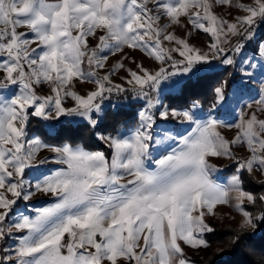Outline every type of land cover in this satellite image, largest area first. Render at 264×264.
I'll use <instances>...</instances> for the list:
<instances>
[{"label":"snow or ice","instance_id":"obj_1","mask_svg":"<svg viewBox=\"0 0 264 264\" xmlns=\"http://www.w3.org/2000/svg\"><path fill=\"white\" fill-rule=\"evenodd\" d=\"M214 5L235 7L245 15L229 22L213 13ZM182 18L191 26L189 37L192 32L211 37L207 50L165 34L167 28L183 24ZM161 20L166 21L162 27ZM259 23H264V0L249 5H233L232 0H0V92L18 89L11 98L0 94V243L15 242L0 247V264H194L186 259L184 247L209 246L202 237L214 229L205 216L214 214L218 205L231 207L233 193L234 208L243 217L241 229L264 222V209L254 217L243 207L245 201L264 204V194L245 191L242 178L245 172L264 175V119L256 112L247 118L242 114L234 124L215 119V108L225 100L223 85L214 90L213 108L203 120L191 110L168 109L149 92L178 74L211 71L213 61L234 66L236 60L224 45L242 53L244 45L233 44L231 38L252 41ZM89 38L96 41L94 46ZM165 41L174 46L164 47ZM125 49L141 51L160 65L158 70L150 72L142 64H136V71L125 69L123 60L129 57L123 56L110 72L98 75L109 56ZM256 51L264 60V42ZM242 64L240 87L253 75L248 68L256 67L251 61ZM260 67L264 70V64ZM118 70L126 71L123 79L130 87L112 82ZM74 81L93 84L95 90L78 94L71 90ZM45 86L48 92L42 94ZM182 87L174 82L173 90ZM260 91L264 96V86ZM114 93H131L132 99L145 103L130 136H99L110 158L102 151L28 137L30 117H74L95 129L102 119V101ZM69 99L72 106L66 104ZM257 103L264 105V98ZM157 115L161 120L182 117V123L195 127L178 137L176 147L151 160L152 168L150 149L161 143L152 132ZM219 127H235L237 135L225 139ZM233 146L246 147L248 155L236 157ZM42 149L54 156L40 164L51 160L63 167L41 174L33 184L25 179L26 170ZM208 157L235 162L227 185L210 179V171L217 169ZM36 193L54 199L35 209L33 217L14 212L19 200L28 201Z\"/></svg>","mask_w":264,"mask_h":264},{"label":"rangeland","instance_id":"obj_2","mask_svg":"<svg viewBox=\"0 0 264 264\" xmlns=\"http://www.w3.org/2000/svg\"><path fill=\"white\" fill-rule=\"evenodd\" d=\"M252 0H232L233 5L242 3L244 5L251 4ZM213 13L216 14L219 18L225 19L229 22H233L234 18L236 16H243L245 15L242 11H237L235 7H228V6H218L214 5L212 9ZM184 20V23L181 25L172 26L166 29L165 34L173 33L177 38L186 39L188 43L191 46H196L201 48L202 50H207L208 43L211 42V37L203 32H192L191 37L188 36V33L191 31V26L187 24L186 19L182 18ZM166 23L165 20H161L159 22L160 26L162 27ZM264 23H259L253 28V33L255 35V32L257 31L256 28H259ZM232 43L235 44L237 41H239L241 44L244 45L243 51L240 54H235L231 51H228L229 45H224L225 50L228 52V55H231L236 60V64L234 66H226L219 63V61H213L211 68V71H202L195 75H180L178 74L175 77H171L168 80H162L160 85L153 91L149 89V92L151 95L158 97L159 99H163L165 95H177L180 91L179 90H173L174 89V82L178 83H184L187 80L193 81L196 76L204 75L207 73H214L216 71H219L223 68L227 67V71L225 72V78L222 83L225 100L219 104L214 112L213 115L215 119L218 121L226 122L228 124H234L239 122V117L243 114L245 118H247V115L251 112H256L258 118L264 119V112H261L260 109L264 108V105H260L257 103V101H260L264 96L261 94V87L264 86V70L261 69L260 65L264 64V60H262L256 51L257 44L255 42L248 41L246 38L242 37H232L231 38ZM89 43L91 45H95L96 41L89 38ZM261 43V42H260ZM164 47H172L174 45L169 44L168 42H164ZM32 47H35V45H32ZM123 56H128L129 59L123 60L124 68L128 69L131 68L132 70L136 71V64H142L146 69H148L150 72H155L159 68V64L156 63L154 60L148 58L145 56L141 51L139 50H131V49H125L123 53H117L115 56H109L106 61V66L104 69L99 70L98 75L102 76L106 74L107 72H110L112 67L121 61ZM173 56L176 59H180L178 53H173ZM132 60H135L136 63H132ZM242 61H251L252 64L256 65L255 68L249 67L248 71L252 72L253 75L249 77H245V85L243 87L238 86L239 81L241 79V68L246 66L242 64ZM165 67H168V65H165ZM171 70V69H169ZM126 76V71L124 70H118L111 76L112 82L122 84L125 88L130 87L127 85L124 81V77ZM227 82V83H225ZM226 84L230 85V88L225 91ZM73 91L77 92L78 94L84 95L88 91L95 90V85L90 83H80L79 81H74L72 89ZM18 91V89H15L14 86H12L10 89L3 90L0 92V94L4 95L6 98H11V96L14 94V92ZM48 89L47 86H45L42 90V94L47 93ZM115 94V93H114ZM131 95V93H129ZM173 99V98H171ZM133 101H137L134 100ZM141 105L138 107L137 110V118L138 121L135 125L120 129L113 135L122 134L123 136L127 137L130 136L131 132H133L138 126H139V117L138 113L141 110L142 106L144 105V101H138ZM67 106H72L73 102L69 99L66 101ZM213 104L207 108L202 109L201 105L198 102H192L188 103L182 107H168L166 104H163L168 109H176V110H191L195 117L198 120H203L206 118L207 114L209 113V110L213 108ZM103 105V112L106 109L107 101L106 99L102 101ZM195 105V107H193ZM251 105V107H249ZM38 118V117H37ZM42 124L44 125V132L49 135H56L58 126L60 123L64 122L66 127H74L77 124L84 123L79 120V118L74 117H61L59 120H43L38 118ZM183 118L179 119H172L169 117L167 120H161L160 117L156 116V123L154 128L152 129L154 140L159 138L161 140L160 144H152L151 152H152V158L158 159L163 154H165L167 151H170L172 147H176L178 144V137L181 135H187V133L191 130L192 127H195L194 124H189L188 122H181ZM221 136H223L225 139L231 140L233 139L238 132V129L235 127H219L217 129ZM28 133L29 138H37L40 139L42 142L50 144V145H63L64 143H57L58 138L51 137L54 142H47L44 139H42L39 135L30 134ZM101 134L97 135L96 138L103 144H105L101 139H99V136ZM169 137H175L177 139H169ZM70 144V143H67ZM73 147H83L81 145H72ZM106 145V144H105ZM84 148V147H83ZM85 150H89L84 148ZM93 151V150H91ZM95 151H102V150H95ZM104 152V151H102ZM233 155L236 157H239L241 159H244L248 153L246 151V147L241 146H233L232 149ZM106 155V154H105ZM54 156L53 153L48 151L47 149H42L40 152L37 153L36 160L33 162V167L26 170L25 179L32 182L33 184L36 182V178L40 177L41 174H48L53 169L61 168L62 165L55 164L49 160L48 163L40 164L39 161L41 159H46ZM107 156V155H106ZM110 158V156H109ZM208 163L215 169L216 171H210V179H212L214 182L220 185H227L228 178L235 172H226L228 167L234 166L235 162L223 157H208L207 158ZM151 167L154 168L155 164L151 163ZM235 168V167H234ZM233 168V169H234ZM251 176L256 180H264V175H261L259 172L254 171ZM233 199L231 200V207L229 205H218L214 209V214L212 215H206L205 216V223L209 224L212 228L214 226H217L222 229L225 225H233L235 227L241 228L240 225L242 223L243 217L242 214L235 210V200H234V193L231 194ZM9 198H11L9 194ZM54 198L50 195H44L43 193H36L30 200L24 201L19 200L17 204L14 206V212L19 210L25 215H28L29 217H33L35 215V209L39 207L46 206L47 204L51 203ZM248 202L245 201L244 205ZM243 205V206H244ZM250 232H253V228H247ZM24 233H15V235H23ZM206 234V233H205ZM203 234V239L204 235ZM253 235H257V233H253ZM14 241L12 239H6L2 243H0V247H7L10 245L14 246ZM207 248H200L199 250L191 249L187 246L184 247V251L186 254V259L191 260V256L193 255L195 258L200 259L201 255ZM4 253L0 252V256H2Z\"/></svg>","mask_w":264,"mask_h":264},{"label":"trees","instance_id":"obj_3","mask_svg":"<svg viewBox=\"0 0 264 264\" xmlns=\"http://www.w3.org/2000/svg\"><path fill=\"white\" fill-rule=\"evenodd\" d=\"M254 39L251 42H264V24L256 28ZM227 67L214 73L199 75L193 81L187 80L182 85L177 95H165L163 104L168 107H182L188 103L198 102L202 109L209 108L215 100L214 90L221 86L224 81ZM225 91L230 88L226 84ZM173 98V99H171ZM107 107L103 112L102 119L95 129L80 123L76 126L66 127L64 122L58 126L56 135H49L44 132V125L37 117H30L27 132L37 134L47 142H54L51 137H57V143L64 142L72 145H81L89 150H102L110 156V149L101 143L96 136L116 133L120 129L135 125L138 121L137 110L141 105L138 101H133L129 93L121 95L112 94L106 99ZM234 166H229L226 172H234ZM243 188L245 191L253 192L258 197L264 194V180H256L247 172L242 174ZM244 209L258 216L264 204L257 203L255 206L245 204ZM257 227L250 232L233 225H225L221 228L214 226V231L206 233L204 239L208 243L207 251L201 258L190 257L194 264H264V222L256 221ZM257 233V235H253Z\"/></svg>","mask_w":264,"mask_h":264},{"label":"crops","instance_id":"obj_4","mask_svg":"<svg viewBox=\"0 0 264 264\" xmlns=\"http://www.w3.org/2000/svg\"><path fill=\"white\" fill-rule=\"evenodd\" d=\"M48 2H56V0H48ZM19 31L27 32L28 30L26 28H20ZM14 88L17 89L16 86Z\"/></svg>","mask_w":264,"mask_h":264}]
</instances>
